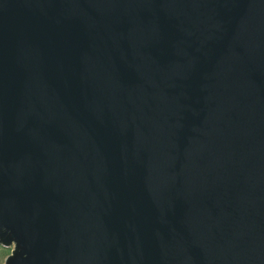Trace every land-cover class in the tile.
I'll return each mask as SVG.
<instances>
[{
	"label": "water",
	"instance_id": "water-1",
	"mask_svg": "<svg viewBox=\"0 0 264 264\" xmlns=\"http://www.w3.org/2000/svg\"><path fill=\"white\" fill-rule=\"evenodd\" d=\"M4 264H264V0H0Z\"/></svg>",
	"mask_w": 264,
	"mask_h": 264
},
{
	"label": "rangeland",
	"instance_id": "rangeland-1",
	"mask_svg": "<svg viewBox=\"0 0 264 264\" xmlns=\"http://www.w3.org/2000/svg\"><path fill=\"white\" fill-rule=\"evenodd\" d=\"M12 249H13V246L4 247L0 245V264L5 263V259L8 255L11 254Z\"/></svg>",
	"mask_w": 264,
	"mask_h": 264
}]
</instances>
